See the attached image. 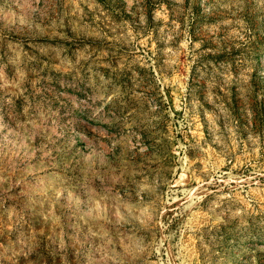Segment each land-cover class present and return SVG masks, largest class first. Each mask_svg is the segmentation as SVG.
I'll return each mask as SVG.
<instances>
[{"label":"rangeland","instance_id":"374dc122","mask_svg":"<svg viewBox=\"0 0 264 264\" xmlns=\"http://www.w3.org/2000/svg\"><path fill=\"white\" fill-rule=\"evenodd\" d=\"M0 264H264V0H0Z\"/></svg>","mask_w":264,"mask_h":264}]
</instances>
